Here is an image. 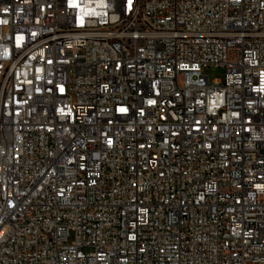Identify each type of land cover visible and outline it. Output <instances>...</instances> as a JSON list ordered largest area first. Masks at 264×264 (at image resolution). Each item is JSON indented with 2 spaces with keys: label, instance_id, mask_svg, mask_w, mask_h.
<instances>
[{
  "label": "built area",
  "instance_id": "obj_1",
  "mask_svg": "<svg viewBox=\"0 0 264 264\" xmlns=\"http://www.w3.org/2000/svg\"><path fill=\"white\" fill-rule=\"evenodd\" d=\"M77 2L0 0V264H264V0Z\"/></svg>",
  "mask_w": 264,
  "mask_h": 264
},
{
  "label": "snow or ice",
  "instance_id": "obj_2",
  "mask_svg": "<svg viewBox=\"0 0 264 264\" xmlns=\"http://www.w3.org/2000/svg\"><path fill=\"white\" fill-rule=\"evenodd\" d=\"M68 7H70V8H79L80 5L77 2V0H68ZM4 11L7 12V9H5ZM81 11H82L83 15L93 14L91 9H81ZM83 15L81 16V22L83 21ZM0 22L6 23V21H0ZM17 39L18 40H22L23 38L22 37H18ZM60 90L63 91V88H61ZM254 91L264 92V72L260 73V87L254 89ZM149 103L152 104V103H154V101H149ZM120 111L121 112H126V109L121 108ZM257 187L264 188V186H260V185H258Z\"/></svg>",
  "mask_w": 264,
  "mask_h": 264
},
{
  "label": "rangeland",
  "instance_id": "obj_3",
  "mask_svg": "<svg viewBox=\"0 0 264 264\" xmlns=\"http://www.w3.org/2000/svg\"><path fill=\"white\" fill-rule=\"evenodd\" d=\"M204 74L208 76L209 80L223 79L224 70L219 67H208L204 69Z\"/></svg>",
  "mask_w": 264,
  "mask_h": 264
},
{
  "label": "bare ground",
  "instance_id": "obj_4",
  "mask_svg": "<svg viewBox=\"0 0 264 264\" xmlns=\"http://www.w3.org/2000/svg\"><path fill=\"white\" fill-rule=\"evenodd\" d=\"M166 99V92H157V100ZM167 114H175V107H167Z\"/></svg>",
  "mask_w": 264,
  "mask_h": 264
}]
</instances>
